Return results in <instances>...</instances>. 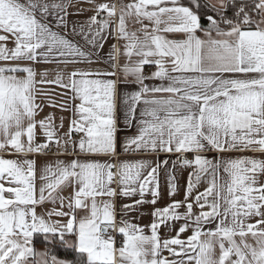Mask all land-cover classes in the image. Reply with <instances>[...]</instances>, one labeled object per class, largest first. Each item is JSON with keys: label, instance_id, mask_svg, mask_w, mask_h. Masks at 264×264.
Returning <instances> with one entry per match:
<instances>
[{"label": "snow or ice", "instance_id": "6c2138e0", "mask_svg": "<svg viewBox=\"0 0 264 264\" xmlns=\"http://www.w3.org/2000/svg\"><path fill=\"white\" fill-rule=\"evenodd\" d=\"M69 6L70 0H0V151L41 154L52 144L64 151L71 144L73 153L116 154L117 81L100 78L116 73L76 70L67 83L59 73L41 79L79 101L62 140L51 115L36 119L37 73L30 66L93 63L111 36L124 42L123 53L112 46V67L122 54L128 62L121 70L138 86L124 99L129 125L141 106L138 134L124 151L173 154V168L192 172L183 200L175 199V177L169 180L173 199L152 210L146 234L127 217L146 203L157 205L159 171L169 159L57 161L38 176L34 160L0 157V264H264V159L204 155L264 153V0H129L119 9L104 3L79 32L69 30ZM130 19L141 27L129 31ZM145 66L156 70L145 76ZM147 79L161 83L150 87ZM37 129L44 143H35ZM73 133L83 134L78 142ZM118 196L132 198L121 205L119 220ZM46 204L51 210L37 211ZM162 226L175 235L162 239ZM37 238L45 250H37ZM55 246L71 258H59Z\"/></svg>", "mask_w": 264, "mask_h": 264}, {"label": "crops", "instance_id": "0c3cea01", "mask_svg": "<svg viewBox=\"0 0 264 264\" xmlns=\"http://www.w3.org/2000/svg\"><path fill=\"white\" fill-rule=\"evenodd\" d=\"M251 0H245L248 2ZM118 8L121 4H127L129 0H117ZM107 3L109 5L114 4V0H70V6L68 7L67 11L69 15L67 16V23L69 25V30L72 29L73 26L77 27V32H79V26L84 25L85 30H87V21L91 16L95 14V6L99 4ZM148 24L147 21L144 22ZM128 30L129 31H136L138 30L141 25L136 23L134 19H130L128 21ZM169 38H172L175 35L179 38V34H168ZM73 42L77 43L82 47L83 50L88 51L89 46L86 44L82 35L74 34L72 37ZM123 41H117L116 39L112 38L111 36L108 40L104 43L102 49L96 50L97 55H93L91 59L94 61L93 63L81 62L76 64H63L57 62L51 63H35L30 65L34 68L37 73L36 76V103L40 105V109L38 111V115L36 117L37 120L44 119L45 117L51 115L54 118V125L56 126L57 135L61 137V139H65V133L68 132L71 121L74 118V106L79 103L78 100L74 101L72 96V92L69 89L62 88L57 86L53 83H41V79L44 81H53L56 79L57 74H61L64 77V83L68 82V74L72 71H103V72H115V76L109 77H100L101 79H112L117 81V98H116V108H115V138H116V154L115 155H91L87 153L79 152L77 148L76 152L73 153L72 145L69 144L67 146V151H64L63 148H58L55 145V149L52 152H45L41 154L37 153H28V154H17L14 150L8 148L4 151H0V157L5 159H14L18 161H23L25 159L34 160L36 162L37 168V175L39 176L40 171L43 169L45 165H55L57 161H64L65 163L73 160L79 159L81 161H98L100 163H111L114 165H118L121 162H134L139 160H147L149 162L155 161L157 159H169L170 163L167 167L161 166L158 175V181L160 186V191L162 193L161 198L158 200L157 205L151 204H144L140 206L138 212L131 213L127 218L131 219L133 223H136L145 228L146 234H150V229L147 227L151 224L153 217L151 215L152 210L155 207H164L167 203H170L173 197L167 195L169 180L174 176L175 179L173 183L177 186V192L175 199L183 200L185 189L188 182V176L192 172V169L183 168L179 165H176L174 168L172 166L171 161L175 159L173 154L168 153H159V155L155 153H139V152H125L124 151V143L133 138L138 134V127L137 121L139 119V111L140 107L137 108V120L132 121L131 125H129L128 121L125 118V113L127 111V105L124 103L125 97L128 96L129 93L137 91L138 86L135 83H131L132 77H125L123 71L121 70L123 65L128 61L126 58L121 54L118 60V67L113 68L112 63L113 61L109 57V53L112 51V46L116 45L121 49V53H123ZM8 46L12 47L13 44L11 43V39L8 42ZM135 59V58H134ZM156 69L154 66H145L144 74L145 76H150L152 72ZM90 78H97L95 76ZM127 81V82H126ZM161 82L158 80L147 79L145 80V84L151 86L159 85ZM65 108L66 110H62ZM61 121L63 122V127L60 128ZM82 133H73L72 140L78 142ZM76 136V137H75ZM3 137L0 136V140ZM45 137L43 132L37 129L36 134V141L35 143H44ZM209 158L214 156H223L225 159L227 158H236L241 156L247 157H256L264 159V153H253L250 151L246 152H229V153H205ZM191 158V157H189ZM115 171V169H113ZM40 181L37 179V186H39ZM207 180H204L197 186V191H203L206 187ZM112 187L117 188L118 185L113 183ZM65 195L68 193L65 192ZM152 197L149 194H146L145 199L150 200ZM103 199H107L104 197ZM132 198L118 196L115 198L116 204V212H117V220L120 219V211L121 205L125 203H131ZM53 205L46 204L42 208L38 207L37 211H43L44 209L51 210ZM181 222H176L178 226ZM175 228H169L166 226H162L160 228V235L163 238H171L175 235ZM118 238L122 241V237L117 233ZM249 242H252L251 237L247 238ZM239 241V238L237 237ZM37 250L43 251L45 250V246H38L36 247ZM167 255V253H165ZM216 257L219 256V248H216Z\"/></svg>", "mask_w": 264, "mask_h": 264}, {"label": "trees", "instance_id": "16d2710c", "mask_svg": "<svg viewBox=\"0 0 264 264\" xmlns=\"http://www.w3.org/2000/svg\"><path fill=\"white\" fill-rule=\"evenodd\" d=\"M245 3H251V1L245 2ZM38 246H45L44 243L42 242V239L37 238L36 239V243H35V247ZM53 253L55 255H57L59 258H71V252L66 251L64 248L60 247V246H55L53 249Z\"/></svg>", "mask_w": 264, "mask_h": 264}, {"label": "built area", "instance_id": "2783aa9c", "mask_svg": "<svg viewBox=\"0 0 264 264\" xmlns=\"http://www.w3.org/2000/svg\"><path fill=\"white\" fill-rule=\"evenodd\" d=\"M114 4L117 6V8H118V2H117V0H114ZM99 18V17H98ZM76 137V136H75ZM54 149H55V144H52V145H50L49 146V148L46 150L47 152H52V151H54ZM114 236H115V238H116V241H117V246H120V244L122 243V241L118 238V235H117V233H114Z\"/></svg>", "mask_w": 264, "mask_h": 264}]
</instances>
